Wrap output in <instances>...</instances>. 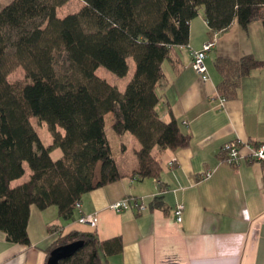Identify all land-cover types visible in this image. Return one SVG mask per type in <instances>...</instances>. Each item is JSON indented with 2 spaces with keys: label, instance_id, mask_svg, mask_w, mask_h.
<instances>
[{
  "label": "trees",
  "instance_id": "trees-1",
  "mask_svg": "<svg viewBox=\"0 0 264 264\" xmlns=\"http://www.w3.org/2000/svg\"><path fill=\"white\" fill-rule=\"evenodd\" d=\"M68 1L10 0L0 8V231L10 243L29 244L31 206H56L61 218L70 219L84 193L120 178L106 114L112 113L116 134L128 132L139 143L132 172L138 180L159 177L157 153L188 144L174 118L159 117L156 87L163 61L174 47L187 45L188 23L200 8L212 33L255 20L264 32V0H81L76 12L58 17L57 8ZM128 58L134 71L124 91L95 73L103 66L122 77ZM258 65L251 57L217 59L219 93L233 97L240 78ZM17 66L24 80L9 82ZM31 117L46 124L49 145ZM56 148L61 155L53 159ZM25 163L28 179L11 186ZM75 240L83 246L59 264H102L101 254L122 249L119 237L99 240L92 232H70L55 246Z\"/></svg>",
  "mask_w": 264,
  "mask_h": 264
},
{
  "label": "crops",
  "instance_id": "crops-1",
  "mask_svg": "<svg viewBox=\"0 0 264 264\" xmlns=\"http://www.w3.org/2000/svg\"><path fill=\"white\" fill-rule=\"evenodd\" d=\"M188 25L187 45L174 47L163 61L156 87L159 117L174 118L188 144L157 153L159 177L138 180L132 174L137 140L125 132L112 143L106 134L120 178L84 193L70 219L61 218L56 206H31L29 244L10 243L0 231V264H46L56 240L70 232H92L99 240L119 237L121 251L101 254L102 264H264V166L249 160L250 149L264 142L262 24L234 22L212 33L200 8ZM211 39L203 80L191 66V51ZM245 57L259 65L240 78L233 97H225L218 91L223 75L216 61ZM232 140L239 142L242 158L229 165L222 161L221 146ZM123 198L148 205L141 212L108 209ZM177 204L183 205L180 222L174 216ZM84 214L95 216L94 227L78 221Z\"/></svg>",
  "mask_w": 264,
  "mask_h": 264
},
{
  "label": "built area",
  "instance_id": "built-area-1",
  "mask_svg": "<svg viewBox=\"0 0 264 264\" xmlns=\"http://www.w3.org/2000/svg\"><path fill=\"white\" fill-rule=\"evenodd\" d=\"M213 45H214V40L211 39L209 41H206L200 49L191 51V66L193 70L203 80L208 79L204 58L206 52ZM221 154H223L222 161L225 164H229V165L236 164L242 158L241 150L239 148V142L237 140L225 142L221 146ZM249 160L264 166V142H259L250 149ZM147 205L148 204H145L140 199L130 200L123 198L110 202L107 207L108 209L114 212H121L130 209H134L138 212H141L146 209ZM76 206H78V203L76 204ZM182 210H183L182 204H177L174 208V216L177 222H180L182 219ZM78 221L80 223H86L91 227H94L96 224V218L93 214L80 215Z\"/></svg>",
  "mask_w": 264,
  "mask_h": 264
},
{
  "label": "rangeland",
  "instance_id": "rangeland-1",
  "mask_svg": "<svg viewBox=\"0 0 264 264\" xmlns=\"http://www.w3.org/2000/svg\"><path fill=\"white\" fill-rule=\"evenodd\" d=\"M8 2H10V0H0V8L4 6L5 4H7ZM81 6H82L81 0H69L68 2H66L65 4L57 8L56 14L58 17H63L66 14L76 12ZM127 64H128L127 73L122 77L116 76L115 74H113L111 71H109L103 66H99L96 69L95 73L97 76L106 80L109 84L116 86L120 91H124L125 86L127 82L129 81V79L132 77V74L134 71V62L131 58H128ZM7 80L9 82L24 80L23 69L19 66L15 67L7 75ZM112 118H113L112 113H108L105 115L104 117L105 131L110 141H112V143H117V139H114L113 137V136H117V134L111 128ZM30 121H31V124L34 126L36 132L38 133L42 143L44 145H49L51 142V136L47 130L46 124L38 123L35 117H31ZM128 136H131V135L128 134ZM50 155L53 159H57L58 157H60L61 151L58 148L53 149ZM29 174H30V170L27 164L25 163L24 164V174L20 178L13 180L11 183V186H15V185H18L26 181L29 177Z\"/></svg>",
  "mask_w": 264,
  "mask_h": 264
},
{
  "label": "water",
  "instance_id": "water-1",
  "mask_svg": "<svg viewBox=\"0 0 264 264\" xmlns=\"http://www.w3.org/2000/svg\"><path fill=\"white\" fill-rule=\"evenodd\" d=\"M82 246V240L57 245L49 251L46 264H59L61 260L71 257Z\"/></svg>",
  "mask_w": 264,
  "mask_h": 264
}]
</instances>
